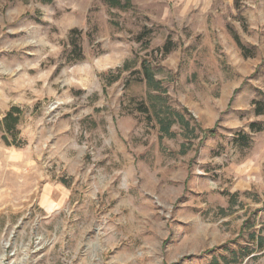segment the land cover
Here are the masks:
<instances>
[{
	"label": "rangeland",
	"instance_id": "rangeland-1",
	"mask_svg": "<svg viewBox=\"0 0 264 264\" xmlns=\"http://www.w3.org/2000/svg\"><path fill=\"white\" fill-rule=\"evenodd\" d=\"M120 2L0 0V264H264V0Z\"/></svg>",
	"mask_w": 264,
	"mask_h": 264
},
{
	"label": "trees",
	"instance_id": "trees-1",
	"mask_svg": "<svg viewBox=\"0 0 264 264\" xmlns=\"http://www.w3.org/2000/svg\"><path fill=\"white\" fill-rule=\"evenodd\" d=\"M49 1V0H47ZM111 3L115 6H119L121 5L120 0H111ZM236 38V42L238 43V45H240L242 48L244 47L243 44L240 41V38L238 37V35H235ZM83 54V52H81ZM144 65V73L146 75L147 81L149 82V84H154V82L156 81L155 79V74L152 70V68L149 66V64H143ZM259 103V102H258ZM256 113L257 114H262L264 113V105L263 106H256ZM21 115H22V111L19 107L17 106H12L8 112L5 114V116L2 119V124H3V129H4V135L3 138L5 141H8L9 136H11L13 139H16L19 136V123L21 120ZM180 119L182 121V123L184 125H188V122H185L184 118L180 115ZM171 124H168L166 126V129L169 130ZM250 127L254 130H262V126L260 124H257L256 122H253L250 124ZM208 132L212 133V130H208ZM213 136V135H212ZM243 139H246L247 136L243 135L242 136ZM260 243H263V239L260 240Z\"/></svg>",
	"mask_w": 264,
	"mask_h": 264
}]
</instances>
